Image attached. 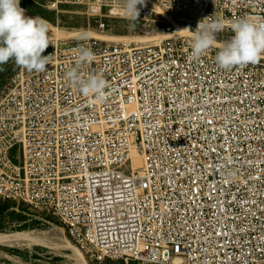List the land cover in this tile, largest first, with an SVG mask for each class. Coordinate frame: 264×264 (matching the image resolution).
Wrapping results in <instances>:
<instances>
[{"label":"built area","instance_id":"built-area-1","mask_svg":"<svg viewBox=\"0 0 264 264\" xmlns=\"http://www.w3.org/2000/svg\"><path fill=\"white\" fill-rule=\"evenodd\" d=\"M66 5L86 6L101 31L107 18L127 19L122 0L48 7ZM137 7L135 22L161 9L193 29L264 23V0ZM81 45L91 63L77 65ZM217 48L193 59L185 37L127 46L89 38L55 46L43 72L23 68L0 97V200L53 212L99 262L264 264V57L224 70ZM73 68L102 77L105 99L80 93L66 77Z\"/></svg>","mask_w":264,"mask_h":264},{"label":"rangeland","instance_id":"rangeland-1","mask_svg":"<svg viewBox=\"0 0 264 264\" xmlns=\"http://www.w3.org/2000/svg\"><path fill=\"white\" fill-rule=\"evenodd\" d=\"M22 1L30 9L29 11L24 8L28 14L39 17L66 31H88L109 37L138 38L146 37L150 32L164 33L174 30L173 25L168 23L163 16L154 15L147 22H132L125 18L110 17L106 19L105 30L101 31L98 26L99 23L96 21L97 17L89 14L86 6L66 5L62 7L60 12H57L48 7L51 0ZM233 35L232 30L222 31L218 34L217 40L225 42ZM52 37L51 32L48 31L50 45L43 55L50 54L55 50V46L77 40L70 38L56 41ZM106 42L124 46L137 44L117 41ZM217 49L219 50V48ZM22 69L23 67L17 66L14 60L0 64V97L11 86ZM63 228L65 229V225L53 212L35 209L25 202L0 200V233L33 232L34 234L37 233L36 235L43 240L46 239L44 245L32 244L28 241L0 245V264H84L73 251L65 247L66 232H63ZM67 237L70 239L68 235ZM83 252L88 261L87 264H147L125 258L106 259L99 262L87 252Z\"/></svg>","mask_w":264,"mask_h":264},{"label":"clouds","instance_id":"clouds-1","mask_svg":"<svg viewBox=\"0 0 264 264\" xmlns=\"http://www.w3.org/2000/svg\"><path fill=\"white\" fill-rule=\"evenodd\" d=\"M145 0H122L126 18L138 21L139 8ZM134 26V25H133ZM234 35L219 44L214 60L220 69L231 70L258 63L264 57V23H255L247 18H237L230 24ZM223 22L204 24L198 22L197 28L189 30L191 36V56L199 59L217 45L218 34L223 31ZM47 22L39 17L26 15L20 0H0V64L14 60L19 67L29 71L43 72L50 62L51 54L43 55L50 45ZM76 39L87 41L88 33L81 32ZM77 65L91 63L94 54L91 49L81 45L78 49ZM69 82L75 84L84 96L105 99L106 82L100 76L82 79L77 68L66 73Z\"/></svg>","mask_w":264,"mask_h":264},{"label":"bare ground","instance_id":"bare-ground-1","mask_svg":"<svg viewBox=\"0 0 264 264\" xmlns=\"http://www.w3.org/2000/svg\"><path fill=\"white\" fill-rule=\"evenodd\" d=\"M159 14H161L165 18V20H167L168 23L173 25V28H174L173 31H167L164 33L150 32L147 34L146 37H138V38H135V37H129V38L126 37L125 38V37H120V36L109 37V36H102V35L94 33V32H88V31H86V32L88 33L89 38H97V39L105 40V41L127 42L128 44H130V43L144 44V43H150V42H155V41L160 42V41H163V40L168 39V38H179V37H185V38L191 39L192 32L189 30H194V29L192 27H190L188 22H186L184 20H176L174 17L165 13L161 9H159ZM26 15L31 16V17H35V16L28 14L27 12H26ZM47 27L53 36L52 38L56 41L63 40V39L76 38L81 32H85V31L62 30V29H59V28H57V27H55L49 23H47ZM220 43H223V42L217 40V45L214 47L219 48ZM132 164H133L134 169L141 168L143 166L142 155L138 154L137 152H132ZM63 232L65 233L64 228H63ZM36 234H34L33 232H18V233H9V234L0 233V245L13 244V243L21 242V241H28L32 244L44 245L46 239L43 240L40 236H38ZM65 237H66V242H65L66 246L65 247L68 248L69 250L73 251L75 253L76 257H78L84 264H87L88 261L86 259V256H85L83 250L79 246L74 244L67 237V234H65ZM64 239H63V241H64Z\"/></svg>","mask_w":264,"mask_h":264},{"label":"trees","instance_id":"trees-1","mask_svg":"<svg viewBox=\"0 0 264 264\" xmlns=\"http://www.w3.org/2000/svg\"><path fill=\"white\" fill-rule=\"evenodd\" d=\"M21 6L23 7V8H25L26 10H29L30 11V9L29 8H27L25 5H24V3H23V1L21 0Z\"/></svg>","mask_w":264,"mask_h":264}]
</instances>
